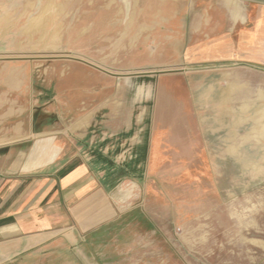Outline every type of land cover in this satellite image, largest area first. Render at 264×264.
I'll return each instance as SVG.
<instances>
[{
    "label": "crops",
    "instance_id": "0c3cea01",
    "mask_svg": "<svg viewBox=\"0 0 264 264\" xmlns=\"http://www.w3.org/2000/svg\"><path fill=\"white\" fill-rule=\"evenodd\" d=\"M134 1L143 0H122L125 45L144 41L131 47L135 73L117 76L98 68L107 63L67 60L51 98L60 112L39 115L24 104L40 102L44 80L0 77V264H20L59 241H90L136 210L127 206L135 197L132 183L119 185L113 164L135 162L138 170L145 164L151 173L160 163H204L206 178L224 179L213 164L233 163L238 178L250 169L264 174V0H202L199 6L184 0L189 11L157 10L153 18L163 22L151 28L143 21L149 12L134 11ZM133 19L142 21L134 27ZM96 27L77 26L71 34L80 37L69 41L85 43ZM152 32L157 47L149 53L152 39L143 34ZM148 57L155 66L182 69L159 72L146 125L147 109L135 112L134 123L130 100L150 99L144 76H133L146 74L136 72L150 65ZM110 78L124 86L118 90ZM124 98L119 109L111 105ZM53 113L59 114L55 123ZM189 177L196 178L191 171Z\"/></svg>",
    "mask_w": 264,
    "mask_h": 264
},
{
    "label": "rangeland",
    "instance_id": "374dc122",
    "mask_svg": "<svg viewBox=\"0 0 264 264\" xmlns=\"http://www.w3.org/2000/svg\"><path fill=\"white\" fill-rule=\"evenodd\" d=\"M133 9L149 12L143 21L151 28L163 22L153 18L157 10L186 12L190 7L184 0H143L139 5L134 1ZM116 11L121 13L115 21ZM123 17L122 0L96 3L93 0H0V77L15 73L28 80L41 78L45 82L38 83L41 86L38 89L44 92L40 102L33 104L32 99H27L24 105L30 109L29 113L34 109L37 115L44 109L60 112L51 98L60 76L68 70L67 60L88 58L107 63L98 68L117 76L135 73L131 47L144 45V41L125 45ZM140 21L133 19L132 26L136 27ZM92 23L97 27L84 37L85 43L69 41L80 37L71 34L77 26ZM156 36L155 32L143 34L144 39H152L149 53L156 52L157 44L153 42ZM133 37L141 36L138 32ZM181 54L183 59V50ZM148 61L150 65L136 73L149 74L143 79L152 95L149 93L148 101L137 100L136 105L134 98L130 100L131 106L136 107L134 123L140 117L135 112L142 107L147 109L148 114L142 119L146 125L153 117L159 72L182 69L155 66L150 57ZM110 80L112 84L116 82L118 90L125 83L123 79ZM117 101L122 103L111 105L119 109L125 98ZM51 116L54 123L59 121V114ZM125 164L110 167L119 185L131 181L135 197L127 206L136 210L98 232L90 241H59L20 264H264L263 173L250 169L245 177L238 178L235 164L214 163L213 171L226 175L224 179H214L205 177L204 163H160L151 173L145 164L139 170L135 162ZM178 169L179 176L173 171ZM190 171L195 179L189 177ZM122 174L129 175V180ZM6 264H13L12 260Z\"/></svg>",
    "mask_w": 264,
    "mask_h": 264
},
{
    "label": "water",
    "instance_id": "95a60500",
    "mask_svg": "<svg viewBox=\"0 0 264 264\" xmlns=\"http://www.w3.org/2000/svg\"><path fill=\"white\" fill-rule=\"evenodd\" d=\"M149 74H140V75H133V76H147Z\"/></svg>",
    "mask_w": 264,
    "mask_h": 264
}]
</instances>
